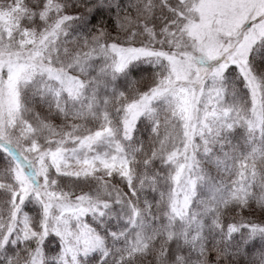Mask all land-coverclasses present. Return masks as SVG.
Segmentation results:
<instances>
[{"label":"snow or ice","instance_id":"1","mask_svg":"<svg viewBox=\"0 0 264 264\" xmlns=\"http://www.w3.org/2000/svg\"><path fill=\"white\" fill-rule=\"evenodd\" d=\"M0 264H264V0H0Z\"/></svg>","mask_w":264,"mask_h":264}]
</instances>
